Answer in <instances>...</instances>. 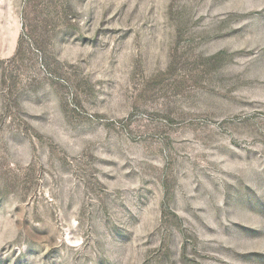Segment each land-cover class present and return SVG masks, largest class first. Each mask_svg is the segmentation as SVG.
Here are the masks:
<instances>
[{
	"label": "rangeland",
	"instance_id": "rangeland-1",
	"mask_svg": "<svg viewBox=\"0 0 264 264\" xmlns=\"http://www.w3.org/2000/svg\"><path fill=\"white\" fill-rule=\"evenodd\" d=\"M0 264H264V0H0Z\"/></svg>",
	"mask_w": 264,
	"mask_h": 264
}]
</instances>
